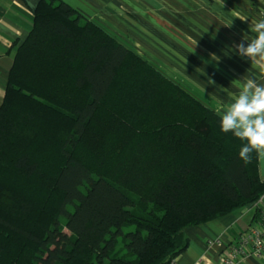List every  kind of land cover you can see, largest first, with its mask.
<instances>
[{"label":"trees","instance_id":"16d2710c","mask_svg":"<svg viewBox=\"0 0 264 264\" xmlns=\"http://www.w3.org/2000/svg\"><path fill=\"white\" fill-rule=\"evenodd\" d=\"M241 147L131 48L40 0L0 104V264H169L185 229L264 194Z\"/></svg>","mask_w":264,"mask_h":264},{"label":"crops","instance_id":"0c3cea01","mask_svg":"<svg viewBox=\"0 0 264 264\" xmlns=\"http://www.w3.org/2000/svg\"><path fill=\"white\" fill-rule=\"evenodd\" d=\"M39 1L0 0V104L16 47L27 37ZM61 1L216 113L228 103L216 88L238 92L244 75L264 82V60L251 64L234 52L226 56L222 51L240 43L251 20L264 18V0H224L225 5L219 3L222 0ZM211 54L220 57L218 65ZM209 78L214 85L207 83ZM258 172L264 178V156L259 154ZM255 218L254 209L246 206L188 227L184 250L169 264H219L229 243L253 226ZM242 264H264V251L248 255Z\"/></svg>","mask_w":264,"mask_h":264},{"label":"clouds","instance_id":"9594fccd","mask_svg":"<svg viewBox=\"0 0 264 264\" xmlns=\"http://www.w3.org/2000/svg\"><path fill=\"white\" fill-rule=\"evenodd\" d=\"M211 38L215 39V34ZM222 51L226 56L234 52L249 59L251 64L264 60V18L251 20L247 31L242 32L240 43ZM211 59L218 65L220 57L211 54ZM241 79L244 83L238 92L230 91L229 87L216 88V91L228 97L226 107L216 114L219 117L221 132L231 133L242 142L239 157L248 160L254 151L264 156V82L246 78L245 75ZM207 83L214 85L215 82L209 78Z\"/></svg>","mask_w":264,"mask_h":264},{"label":"built area","instance_id":"2783aa9c","mask_svg":"<svg viewBox=\"0 0 264 264\" xmlns=\"http://www.w3.org/2000/svg\"><path fill=\"white\" fill-rule=\"evenodd\" d=\"M255 211V223L229 243L220 257L219 264H242L250 254L264 251V194L250 205Z\"/></svg>","mask_w":264,"mask_h":264},{"label":"rangeland","instance_id":"374dc122","mask_svg":"<svg viewBox=\"0 0 264 264\" xmlns=\"http://www.w3.org/2000/svg\"><path fill=\"white\" fill-rule=\"evenodd\" d=\"M224 2H225L224 0H222V2L219 1V3L222 4V5H225ZM234 6H235V9H236V5H234ZM176 84H177V83H176ZM131 229H133V227H126V228H125V231H127V230H131Z\"/></svg>","mask_w":264,"mask_h":264}]
</instances>
